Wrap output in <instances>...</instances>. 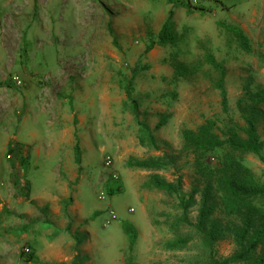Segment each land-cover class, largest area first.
Segmentation results:
<instances>
[{"label": "rangeland", "instance_id": "obj_1", "mask_svg": "<svg viewBox=\"0 0 264 264\" xmlns=\"http://www.w3.org/2000/svg\"><path fill=\"white\" fill-rule=\"evenodd\" d=\"M258 91L264 0H0V264H209L211 255L234 256L250 209L228 211L217 169L231 156L243 166L238 177L264 186V162L228 146L203 155L183 132L211 122L222 140L247 139L254 107L264 143V100L249 101ZM151 159L165 166L130 165ZM153 176L178 192L156 189ZM210 184L216 210L205 231L212 222L222 230L212 245L198 227ZM252 205L262 216L249 239L264 228V199Z\"/></svg>", "mask_w": 264, "mask_h": 264}, {"label": "trees", "instance_id": "obj_2", "mask_svg": "<svg viewBox=\"0 0 264 264\" xmlns=\"http://www.w3.org/2000/svg\"><path fill=\"white\" fill-rule=\"evenodd\" d=\"M172 17L173 14L170 13L160 32V39L162 43L168 41L170 37L167 33L170 29V26L172 25ZM236 34L238 37H240L243 44H247L246 37L242 31H238ZM151 49H153V46H150L148 51ZM219 88L222 90L223 105L227 106L226 91L222 82L220 83ZM260 100H264V91H258L249 98V101L255 103H261ZM259 116H261V111L254 107L250 108V111L247 112L245 116L247 126L244 128L247 139H243L239 135L232 134L226 140H222L216 133L213 132V126L211 122L200 126L196 131L185 130L183 135L187 144L203 155H208L218 148L228 146L232 152L252 153L255 154L262 162H264V143L261 140L257 127ZM143 131L146 132L150 144L153 147H156L157 143L151 130L146 127ZM142 143L145 144L144 141ZM75 151L76 163L81 165V150L79 144L76 145ZM130 165L143 169H158L165 166V164L159 159H151L148 161H132ZM203 165L205 171L209 174H213V172L216 171L206 164ZM234 168L237 170H234ZM243 170V166L231 156L226 157V162L222 164L221 168L217 169V172L219 173L217 176L219 181V190L222 194V199L224 200L228 211L233 214H241L243 208L245 207L250 209V212L242 215L244 217L243 227L240 229L239 234H237V241L240 245V250L238 253H236L231 258L223 260L216 259L213 255H211L209 264H264V257H255V253L259 246L264 243V228H262L259 234L254 238L249 239L251 231L254 227L255 217H258L259 215L262 216V213L255 209V207L252 205V202L264 199V186L257 185L250 180L240 178L236 175L238 171L243 172ZM151 181L153 186L158 190H162L169 194L178 192L174 184L161 179L159 176H153ZM212 188L213 187L210 184L204 191V203L198 226L200 227V231L205 233L206 239L211 245L221 237L219 234L222 231L219 228V224L217 222H210L212 227L210 226L209 231H205V225L209 221L210 216L216 210V204L210 200L212 196ZM188 208L189 204H186L185 210ZM33 257L34 253L30 254L27 258V261H32Z\"/></svg>", "mask_w": 264, "mask_h": 264}, {"label": "crops", "instance_id": "obj_3", "mask_svg": "<svg viewBox=\"0 0 264 264\" xmlns=\"http://www.w3.org/2000/svg\"><path fill=\"white\" fill-rule=\"evenodd\" d=\"M50 197H48V196H46V198L45 197H41V200L40 199H37V198H32L30 201H36V199L39 201V202H37V206L38 207H44V206H46V205H48V199H49ZM52 202L51 203H54V204H58L56 201H57V198H55L54 200H51ZM75 204H76V202H75ZM53 211H55V210H53ZM28 213H31V212H29L28 211ZM72 214L75 216V218H76V205L74 206V207H72ZM75 221H76V219H75ZM28 241H31L30 239H28ZM55 243H50L48 246V248L49 249H47V250H49V251H51L52 250V247H53V245H54ZM0 245H1V242H0ZM49 253V255L51 254V252H48ZM50 256H53V260H56V261H58V260H60V258H61V256H59L58 254H57V252H56V254H53V255H50ZM63 257V256H62Z\"/></svg>", "mask_w": 264, "mask_h": 264}, {"label": "built area", "instance_id": "obj_4", "mask_svg": "<svg viewBox=\"0 0 264 264\" xmlns=\"http://www.w3.org/2000/svg\"><path fill=\"white\" fill-rule=\"evenodd\" d=\"M107 165H109V158L107 159ZM102 198V197H101ZM100 198V199H101ZM110 219H111V221H114V220H116L117 219V216L115 215V213L113 212V211H110ZM110 222H108L107 224H106V227H109L110 226ZM26 252H29V250H26Z\"/></svg>", "mask_w": 264, "mask_h": 264}]
</instances>
